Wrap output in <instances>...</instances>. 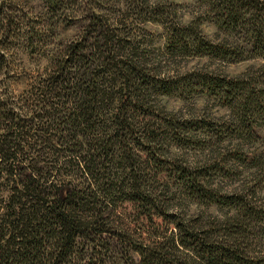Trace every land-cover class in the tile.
Wrapping results in <instances>:
<instances>
[{"label": "trees", "instance_id": "16d2710c", "mask_svg": "<svg viewBox=\"0 0 264 264\" xmlns=\"http://www.w3.org/2000/svg\"><path fill=\"white\" fill-rule=\"evenodd\" d=\"M201 1L225 36L165 21L167 51L253 62L244 74L151 77L136 47L98 20L61 49L33 109L0 98V264H72L80 246L97 255L113 238L132 264H264L254 184L264 178V0ZM182 89L206 93L229 120L168 117L154 97ZM187 140L209 152L192 164L170 149ZM185 197L228 212L186 217L171 203Z\"/></svg>", "mask_w": 264, "mask_h": 264}, {"label": "rangeland", "instance_id": "374dc122", "mask_svg": "<svg viewBox=\"0 0 264 264\" xmlns=\"http://www.w3.org/2000/svg\"><path fill=\"white\" fill-rule=\"evenodd\" d=\"M59 1L61 3L55 10L49 0H0V98L11 99L26 110L37 105L35 88L40 78L48 75L51 63L57 59L61 49L81 35L93 21H104L107 25L113 23L116 36L127 39L136 47V59L145 63V67L151 71V77L180 80L205 72L235 77L247 72L253 63L225 62L167 51L165 21H171L174 25L197 24L201 33L212 40L225 36L204 12L205 6L201 0ZM126 47L129 49L128 44ZM154 98L168 117L180 122L204 120L220 125L229 120L227 109L206 93L182 89L171 96L160 95ZM192 133L195 135L198 130ZM186 142L190 148L170 145V149L184 155L192 164L209 152L208 149L203 152L197 149L205 146L203 142L200 143L202 145L188 140ZM223 144L226 146L228 141ZM39 157L45 159V152ZM66 157H69V153L63 152L60 162ZM239 179L227 178L223 183L225 189L231 191L232 187L240 183ZM248 181H251L249 184L252 186L251 178ZM254 184L261 186L262 200L261 203L258 200V206L262 207L260 211L264 218V178L255 180ZM171 203L178 205L175 207L186 217H223L228 212L227 209H208L186 197ZM261 226L264 228V224ZM262 243L252 241L248 249L260 251ZM99 250L96 252L99 254L95 255L87 246H80L72 264H132L133 260H138L128 246L117 238L107 239L105 248Z\"/></svg>", "mask_w": 264, "mask_h": 264}]
</instances>
